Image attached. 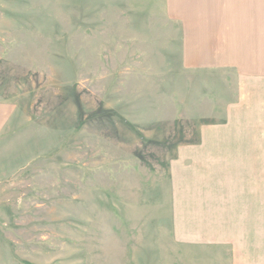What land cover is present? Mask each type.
Wrapping results in <instances>:
<instances>
[{"label":"rangeland","instance_id":"rangeland-1","mask_svg":"<svg viewBox=\"0 0 264 264\" xmlns=\"http://www.w3.org/2000/svg\"><path fill=\"white\" fill-rule=\"evenodd\" d=\"M166 12L164 0H0V264L207 259L186 242L212 225L201 215L264 174L225 163L246 149V133L222 130L236 78L186 67Z\"/></svg>","mask_w":264,"mask_h":264},{"label":"crops","instance_id":"crops-1","mask_svg":"<svg viewBox=\"0 0 264 264\" xmlns=\"http://www.w3.org/2000/svg\"><path fill=\"white\" fill-rule=\"evenodd\" d=\"M164 1L167 15L180 27L183 64L230 71L236 78V95L224 102L222 130L246 133L239 139L246 149L225 163H264V0ZM229 139L228 146H234ZM244 174L222 194V213L210 215L209 209L201 215V222L212 225L186 242L206 252L207 259L192 264H263L264 174Z\"/></svg>","mask_w":264,"mask_h":264}]
</instances>
